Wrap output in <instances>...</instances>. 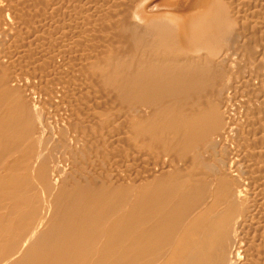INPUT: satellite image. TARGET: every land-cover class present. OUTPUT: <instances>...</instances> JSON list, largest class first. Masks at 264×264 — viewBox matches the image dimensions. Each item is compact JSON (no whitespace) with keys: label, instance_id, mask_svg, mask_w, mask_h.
I'll list each match as a JSON object with an SVG mask.
<instances>
[{"label":"bare ground","instance_id":"bare-ground-1","mask_svg":"<svg viewBox=\"0 0 264 264\" xmlns=\"http://www.w3.org/2000/svg\"><path fill=\"white\" fill-rule=\"evenodd\" d=\"M137 1L136 12L119 20L127 23L121 28L130 33L132 59L115 58L96 70L107 86L143 104L137 107L144 109L134 107L146 117L135 118L133 131L149 136L162 153L147 177L122 192L103 186L94 190L90 184L93 190H58L51 176L42 175L50 197L44 202L43 192L33 193L31 161H23L25 168L19 161H2L5 146H38L28 135L37 119L18 99L0 62V253L14 260L11 264H247L248 251L260 246L251 232L264 229L263 202L252 197L238 174L262 167L263 156L253 152L254 162L242 165L232 144L241 107L245 120L262 122L264 93L255 102L222 99L220 104L210 98L212 90L206 92L235 65L233 51L224 44L233 29L224 0H190L180 9L167 0ZM162 4L166 10H157ZM259 58L264 75V52ZM178 150L191 153L198 163L195 172L184 171ZM6 199L10 207L3 204ZM4 261L0 258V264Z\"/></svg>","mask_w":264,"mask_h":264},{"label":"rangeland","instance_id":"rangeland-1","mask_svg":"<svg viewBox=\"0 0 264 264\" xmlns=\"http://www.w3.org/2000/svg\"><path fill=\"white\" fill-rule=\"evenodd\" d=\"M167 1L174 3L175 7L181 5L184 8L190 0ZM263 1L224 0L232 18L228 22L233 28L224 44L231 49L230 52L233 51L231 54H234L235 65L229 66L228 71L226 68L228 76L222 82H211L206 89V92L212 90L208 94L213 101L223 104L224 99H247L250 102L262 99L264 75L259 65L262 63L259 55L264 52ZM0 6L5 9L4 15L0 16V32L3 29L6 31L0 33V62L7 67L8 83L17 91L18 99L37 119V124L28 135L38 146L33 149L27 142L16 149L5 146L2 161L10 165L14 161L20 164H25V159L31 161L36 171V174L33 173V193L43 192L44 202L50 197L45 194L47 191L42 175L51 176L58 190L63 186L79 189L90 187L89 190L103 186L122 192V188L140 183L147 177L149 168L159 163L162 146L154 144L149 136L135 135L132 124L137 119H145L144 106L137 107L139 103L129 100L127 94H122L124 91L107 86L105 76L96 70L97 65L115 58L123 57L120 59H125V62L132 59L134 51L130 33L125 35V28H121L127 23H119V20L133 11L135 13L138 1L0 0ZM166 8L167 4H162L157 10ZM257 86L259 88L256 90ZM212 96H217V99ZM134 107L143 109L138 111ZM240 111L237 117L241 125L233 138L236 139L232 144L233 151L239 155L237 159L242 165L254 162L253 152H260L263 156L260 165L263 166L256 164L251 168L253 170L248 169L247 174H238V179L250 185L249 192L254 199L263 202L261 211L264 213V108L259 113L262 124L245 120L242 107ZM175 154H182L185 159V163H182L185 172H195L198 163L191 160V153H179L178 150ZM203 174L207 175L206 171ZM89 184L94 188L91 189ZM82 185L84 187H80ZM21 190L24 191L22 186ZM110 200L123 203L122 200ZM39 201L38 204H41L42 199ZM2 202L10 207L12 201L6 199ZM262 212L261 223H264ZM251 233L261 243L258 241L256 244L260 246L248 251L247 264H264V229L260 233ZM0 258L5 260L4 264L14 262L7 260L3 253H0Z\"/></svg>","mask_w":264,"mask_h":264}]
</instances>
